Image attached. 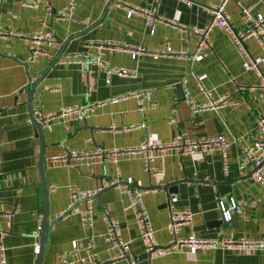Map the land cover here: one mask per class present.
Listing matches in <instances>:
<instances>
[{"label": "crops", "instance_id": "obj_1", "mask_svg": "<svg viewBox=\"0 0 264 264\" xmlns=\"http://www.w3.org/2000/svg\"><path fill=\"white\" fill-rule=\"evenodd\" d=\"M28 1L33 7H24ZM68 0H0V244L6 264H37L34 246H39L40 222L44 214L38 163L42 156L46 188L45 218L48 236L38 264H76L87 254L85 245L94 237L90 251L96 264H264V250H198L160 258H148L138 240V230L126 196L105 188L92 199L93 224L83 228L76 214L57 217L69 203L71 188L87 191L115 178L117 167L121 180L144 189L142 202L152 228V243L166 247L174 242L165 225L168 221L169 196L176 198L174 208L192 214V228L182 227L175 239L195 238L261 240L264 237V188L239 174L241 148L260 136L254 122L264 117V92L259 78L241 67V56L230 37L213 28L208 45L200 50L201 60L158 59L140 56L131 60L126 53L102 51V59L111 67L135 71L134 78L111 76L108 82L102 69L86 64H61L59 59L86 54L85 46L97 42H118L141 46L151 51L170 47L193 54L196 39L193 29L210 21L208 9L219 0H76L66 20L45 15L65 10ZM124 6L154 10L179 28L155 23L153 34L144 26V18L134 14L126 18ZM240 8L259 13L264 0H228L225 9L234 31L245 28ZM44 25H43V24ZM50 31L58 40L56 47L40 45L41 54L30 61L33 45L27 41L34 33ZM252 57L262 55L256 42L243 43ZM59 59L55 61L58 54ZM85 70L91 72L89 93L81 81ZM201 81L202 91L195 86ZM184 90L196 106L221 100L219 109L206 108L191 113L184 100ZM204 91H209L207 97ZM146 92L148 100L141 112L133 94ZM89 108L84 120L67 115L41 126V142L30 121L66 108ZM222 135L228 142L222 172L218 152L208 156L156 157L152 163L160 170L157 178L142 170L135 157H119L117 165L97 158L50 162L67 149L91 152L96 148L120 150L142 142L164 144L178 136L204 139ZM154 188V189H153ZM232 198L240 207L230 222L221 220L217 201L227 205ZM83 208V202H77ZM104 216L115 220L118 234L128 248L121 249L104 240ZM76 243V256L70 244ZM65 255L66 262L60 259Z\"/></svg>", "mask_w": 264, "mask_h": 264}, {"label": "built area", "instance_id": "obj_2", "mask_svg": "<svg viewBox=\"0 0 264 264\" xmlns=\"http://www.w3.org/2000/svg\"><path fill=\"white\" fill-rule=\"evenodd\" d=\"M76 0H68L65 10H52L51 7L46 4L44 12L47 17L56 18L58 20H66L69 18ZM228 0H219V3L208 9L211 16L208 24L200 29H193L192 35L196 39V47L193 54H186L182 51H174L170 47L161 48L157 51H151L141 46H132L125 43H118L112 41L90 43L85 46L86 54L83 57H79L75 54L65 55L59 59L61 64H75L78 65L83 61L86 64H92L103 70L105 80L111 76L120 78H134L135 71L127 70L121 67H111L106 64L102 59V51H117L126 53L131 60H136L140 56H147L152 60L158 59H179V60H191L200 61V50L208 45L207 37L209 32L213 28H218L224 31L231 39L234 48L239 52L242 60L241 67L244 71H250L255 74L262 86L264 92V10L259 13H251L250 10L240 8V14L245 24V28L242 31H234L228 23V14L225 9L226 2ZM24 7H33L28 1L21 2ZM126 18H130L132 15L137 14L144 18V26L148 29V33L151 35L154 32L155 23L164 24L174 29H179L182 32L184 30L172 20H165L161 16L155 14L154 10L138 8L136 6H124ZM43 24V23H42ZM44 25V24H43ZM1 36V34H0ZM252 38L262 55L260 57L250 56L244 49L243 43L245 40ZM27 41L33 45L30 51L29 60H34L42 52L39 49L40 45L56 47L59 45L58 40L54 34L50 31L41 32L38 31L27 38ZM205 76H199L196 79L195 86L198 90L202 91L201 81ZM81 81L86 88V92L89 93L92 89L91 72L85 70L81 74ZM204 94L209 97L210 92L204 91ZM138 102V112L144 109L146 101L148 100V94L146 92H140L133 94ZM184 100L188 104L191 113H197L206 108L219 109L225 102L221 100L210 101L206 104L196 106L192 99L188 96L184 90ZM89 108L73 107L66 108L60 112L54 114H48L37 118V123L40 126H49L54 120L61 119L67 115H73L76 120H84L87 117ZM254 129L259 134L260 139L251 141L249 144L241 148V155L238 165L239 174L241 176L248 177L252 182L261 185L264 188V117H259L254 122ZM228 142L222 135H216L204 139H188L184 136H178L170 142L164 144H149L142 142L137 146L124 148L120 150H105L96 148L91 152H74L70 149L66 150V153L61 156H53L49 158L50 162H68V160L78 159H91L97 158L98 160H108L113 165H117L119 157H135L142 162V170L149 176L157 178L161 175L160 170L155 169L152 163L156 157H165L170 155L175 156H208L213 152H218L222 161V172L225 174L227 170V164L225 162L226 149ZM113 188L120 194L126 196L128 201V207L132 210V215L138 230V240L140 241L144 253L148 258H160L168 256L174 253H180L183 249H187L189 254H195L198 250L204 249H220L231 251H252V250H264V237L261 240H248L245 238L238 239H219L216 241H208L200 238H195L192 234L186 238L175 239L177 233L182 227L187 229L192 228V214L187 210H176L173 206L176 202V198L169 196L167 203L168 208V221L165 225V229L170 236L174 238V242L166 247H158L152 243V228L150 226L148 215L144 204L142 202V195L144 189L135 187L132 185L130 178L121 180L119 171L116 167L115 178L111 180L107 185L101 184L93 190H77L71 188L69 191V203L66 209L61 212L57 217H64L67 214H76L79 217L80 225L83 228H91L93 224V210L92 199L103 189ZM83 202V208L77 207V202ZM217 208L220 213L221 220L224 223H228L231 220L233 214H237L240 211L239 205L235 203L232 198L227 200V205L222 201H217ZM105 224L104 240L111 246L121 249V254L118 257H123L128 248V243L123 242L118 234V225L115 220L109 219L106 216L103 218ZM39 227L37 231H39ZM3 233L0 232V238ZM94 246V237L89 236L85 245L86 256L83 258H77L76 264H96L90 256V251ZM71 256H76V243L73 241L70 244ZM34 254H38L39 246H34ZM60 259L65 263L66 256L60 255ZM0 264H6L4 257V248L0 244ZM129 264H135L134 260H130Z\"/></svg>", "mask_w": 264, "mask_h": 264}, {"label": "water", "instance_id": "obj_3", "mask_svg": "<svg viewBox=\"0 0 264 264\" xmlns=\"http://www.w3.org/2000/svg\"><path fill=\"white\" fill-rule=\"evenodd\" d=\"M60 53L58 54L57 58L55 59L58 60ZM30 121L32 123V125L34 126L37 136L39 137V140L41 142V126L37 123V121L31 116L30 117ZM42 156H40L39 159V163H38V168H39V174H40V186H41V190H42V195H43V203H44V214H43V218L40 222V229H39V252L37 254V264L39 263L43 250L45 248L46 245V241H47V236H48V226H46V218H45V207H46V188L44 185V181H43V171H42ZM154 189V188H153ZM223 222V221H222Z\"/></svg>", "mask_w": 264, "mask_h": 264}]
</instances>
